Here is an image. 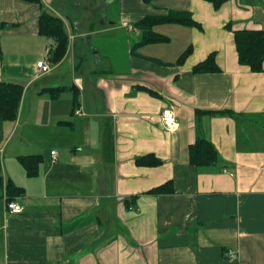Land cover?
I'll return each instance as SVG.
<instances>
[{
    "label": "crops",
    "instance_id": "1",
    "mask_svg": "<svg viewBox=\"0 0 264 264\" xmlns=\"http://www.w3.org/2000/svg\"><path fill=\"white\" fill-rule=\"evenodd\" d=\"M120 1L135 22L188 12L201 28L156 25L168 43L132 51L129 40L118 67H105L108 57L91 76L76 73L79 64L68 76L67 50L52 65L60 75L41 74L46 38L37 20L56 0H0V81L24 89L16 120L0 119V264H264V71L238 63L233 37L264 30V0H229L217 10L204 0ZM73 40L68 33V48ZM27 41L39 43L28 63ZM210 53L220 72L192 74ZM61 87L57 98L47 91ZM167 106L172 132L161 124ZM197 138L214 146L215 164L189 165ZM148 154L162 164L136 165ZM31 155L42 157L34 177L17 161ZM9 181L21 188L19 215L6 210ZM168 181L172 193L147 194Z\"/></svg>",
    "mask_w": 264,
    "mask_h": 264
},
{
    "label": "trees",
    "instance_id": "2",
    "mask_svg": "<svg viewBox=\"0 0 264 264\" xmlns=\"http://www.w3.org/2000/svg\"><path fill=\"white\" fill-rule=\"evenodd\" d=\"M30 3L41 5L40 0H23ZM151 0H143L149 3ZM210 3L215 10L219 9L229 0H204ZM161 24H179L200 29L201 25L195 22L188 12H168L163 15L145 16L133 24V31L139 33V38L132 46V51L139 47L156 44L168 43L169 38L154 33L153 27ZM37 34L53 41L54 46L47 52V61L51 65L60 63L67 54L68 32L63 20L54 14L43 10L37 20ZM235 50L238 63L247 66L253 73L264 71V30H236L233 31ZM192 47H188L177 59L175 66H183L187 58L192 53ZM220 68L217 66L216 54L210 53L203 61L192 67V74L218 73ZM74 92L75 99L78 97L73 87L69 88ZM139 89H145L139 87ZM64 88L47 89L49 95L57 98ZM23 86L15 82L0 81V119L3 121H14L20 107L23 95ZM149 93L153 91L148 90ZM154 93V92H153ZM189 165L199 168L210 166L217 161V152L214 146L204 138H197L194 143L188 146ZM17 161L23 166L28 177H34L38 166L42 162L40 155L20 156ZM141 167H158L162 161L152 154L139 157L135 161ZM1 168V159H0ZM174 191L171 181L164 183L147 192L149 195L170 194ZM21 193V188L15 186L10 181L6 185V202L13 201ZM226 255V253H225Z\"/></svg>",
    "mask_w": 264,
    "mask_h": 264
},
{
    "label": "rangeland",
    "instance_id": "3",
    "mask_svg": "<svg viewBox=\"0 0 264 264\" xmlns=\"http://www.w3.org/2000/svg\"><path fill=\"white\" fill-rule=\"evenodd\" d=\"M55 6V10L49 11L53 14L59 13L65 22L67 32L74 36V40L68 48L69 59L72 54L74 56L68 70L69 77L73 71V64H79L76 73L83 72L84 76H91L92 71L103 69L108 57H111L112 61H109L105 67L110 65L112 68L118 67L125 45L129 40H137L133 34L136 32L135 29L128 31L121 27L123 22L133 26L135 20L131 19L130 14L123 10L120 0H56ZM103 24H105L104 28H102ZM102 29L108 30L102 31ZM41 40L46 44L43 46L40 60L44 59L47 44V47L52 44L50 40ZM24 46L26 48L23 53H25L26 63H28L35 59L39 43L27 41L24 42ZM21 61H24L23 58ZM66 64L69 66V61ZM65 68L68 69V67ZM61 70L59 67L50 74L58 72L60 75L59 71ZM50 74L44 75L42 79H47Z\"/></svg>",
    "mask_w": 264,
    "mask_h": 264
},
{
    "label": "built area",
    "instance_id": "4",
    "mask_svg": "<svg viewBox=\"0 0 264 264\" xmlns=\"http://www.w3.org/2000/svg\"><path fill=\"white\" fill-rule=\"evenodd\" d=\"M122 25L128 31H133V26L128 24L127 22H123ZM52 68L53 66L51 65V63L47 62V60H40L36 63V69L41 74L51 72ZM160 118H161V124L165 130L172 132L177 129V120H176L175 112L171 106H167L166 108L162 110L160 114ZM56 157H57L56 153L51 152L52 162L56 161ZM263 170H264V166H263ZM6 210L9 214H12V215H19L22 212L21 206L18 203H16L14 200L6 202ZM226 256L229 261H232L235 258L232 250H229L226 253Z\"/></svg>",
    "mask_w": 264,
    "mask_h": 264
}]
</instances>
